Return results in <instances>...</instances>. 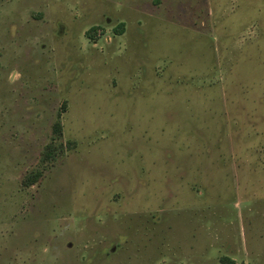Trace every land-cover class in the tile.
Masks as SVG:
<instances>
[{"label": "rangeland", "instance_id": "1", "mask_svg": "<svg viewBox=\"0 0 264 264\" xmlns=\"http://www.w3.org/2000/svg\"><path fill=\"white\" fill-rule=\"evenodd\" d=\"M222 257L264 264V0H0V264Z\"/></svg>", "mask_w": 264, "mask_h": 264}, {"label": "trees", "instance_id": "2", "mask_svg": "<svg viewBox=\"0 0 264 264\" xmlns=\"http://www.w3.org/2000/svg\"><path fill=\"white\" fill-rule=\"evenodd\" d=\"M96 28H91V30H95ZM115 31H117L118 33H122L123 32V23H120L116 28H115ZM65 107V104L63 103L62 104V108L64 109ZM59 116H60V112L58 113V118L57 120L53 123L52 125V134L53 136L51 137V142L47 145V152L44 154L46 156H51L53 155L52 153V150L54 148L53 146V143H55L54 141L57 139V138H60L61 135H62V125L60 123V120H59ZM41 177V172L40 171H34V172H31L29 173L26 177H25V180L23 181L25 186H29V185H32L34 184L35 182H37ZM223 261L226 260L228 261L229 264H233V262L228 259L227 257H222L221 258Z\"/></svg>", "mask_w": 264, "mask_h": 264}]
</instances>
